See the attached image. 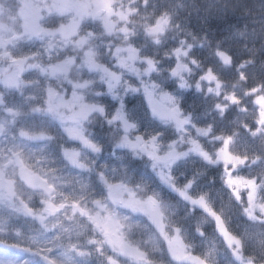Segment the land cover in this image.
I'll list each match as a JSON object with an SVG mask.
<instances>
[{"label": "trees", "instance_id": "1", "mask_svg": "<svg viewBox=\"0 0 264 264\" xmlns=\"http://www.w3.org/2000/svg\"><path fill=\"white\" fill-rule=\"evenodd\" d=\"M106 1L117 13L113 30L84 21L72 38L81 49L53 50L27 33L18 11L8 15L19 0H0V55L34 65L18 87L0 74V171L13 186L10 199L0 196V264H141L131 251L153 264H264V216L250 217L220 159L226 150L241 162L234 174L259 184L264 205V0ZM50 9L39 14L42 31L69 22ZM66 59L76 61L63 80L51 65ZM72 82L85 84L89 108L80 137L46 114L50 89ZM151 88L173 102L195 141L153 113ZM119 114L157 158H178L159 171L123 147ZM25 168L54 193L29 185ZM119 185L159 206L166 233L114 203L109 188ZM173 236L183 257L169 245Z\"/></svg>", "mask_w": 264, "mask_h": 264}, {"label": "rangeland", "instance_id": "2", "mask_svg": "<svg viewBox=\"0 0 264 264\" xmlns=\"http://www.w3.org/2000/svg\"><path fill=\"white\" fill-rule=\"evenodd\" d=\"M25 1V2H24ZM21 6L17 7L16 10L10 9L8 15H13L15 12H19V15L26 22V30L29 35H35L39 39L46 38V45L52 46L53 50L57 48H64L66 45L71 46V50L81 49L83 45L81 42L72 41L73 37L78 33L79 27L84 21H99L103 26L113 30L115 28L114 14H117L111 10L109 3L106 0H19ZM55 9L62 16L69 17V22L57 30L46 32L42 31L37 26L39 14L41 11H47ZM105 10V14L98 16V12ZM6 8L0 6V22L3 21L2 17L6 15ZM119 14V13H118ZM118 17V16H117ZM3 27L0 24V33ZM1 43V39H0ZM73 44V46L71 44ZM80 43V44H79ZM120 51V52H119ZM123 49H116L115 56H120ZM119 52V53H118ZM95 52L88 50L84 56L83 63L89 69L94 67L93 58ZM4 57V53L0 55V58ZM0 62V74L2 80L12 86L18 87L21 84V76L28 70L34 68L32 62L25 59L14 60L9 58L8 62L1 59ZM75 59H66L58 62L52 66V72L56 76H62L63 80L67 77L70 69L75 65ZM72 89L69 90L64 86L58 88H52L48 92V107L46 114L59 120L67 132L74 137H80L83 132V126L89 108L85 104V99L81 93V89L85 88V84L72 82ZM148 101L151 109L155 115L162 118L163 120H169L174 122L180 129L184 130L186 137L190 141H195L194 137H191L188 124L179 115L176 106L169 100L165 93H161L155 88H151L148 91ZM119 120L125 132V140L122 146L125 148L132 149L137 155L146 154L155 163V167L161 171L165 168L172 160L178 158L176 154L166 155L164 158H157L156 150L148 149L144 146V142L141 139H133L131 136L132 126L129 124L124 116L119 114ZM197 134H203L204 131L197 130ZM136 137V136H135ZM67 157L71 161H77L78 152L68 151ZM220 159L224 162L227 170V178L230 187L233 189L237 197L246 196L248 201V213L250 217L255 218L264 216V205L262 204L259 196V184L255 180L239 177L234 174L233 169L235 166L241 164V162L231 156L226 150L220 154ZM34 173L27 170H22L23 179L31 186H33ZM110 195L114 203L119 206L128 208L134 212H143L147 214L157 228L164 234L166 233L165 225L163 222L162 215L160 213L159 206L154 201L144 202L134 196V193L123 186H110ZM0 196L3 200L10 199L13 196V186L11 182L5 177L0 171ZM106 225H111L110 221ZM231 240V245L237 249L239 245L236 241ZM168 242L172 251L176 256L183 257L184 247L181 241L177 237H169ZM126 252V251H125ZM134 259L141 264H153L144 255H141L138 251H131ZM251 264V263H250Z\"/></svg>", "mask_w": 264, "mask_h": 264}, {"label": "water", "instance_id": "3", "mask_svg": "<svg viewBox=\"0 0 264 264\" xmlns=\"http://www.w3.org/2000/svg\"><path fill=\"white\" fill-rule=\"evenodd\" d=\"M105 10L99 11L98 16H102ZM34 186L40 191L44 192L47 196H51L54 193V188L49 184V182L39 176H35L33 179Z\"/></svg>", "mask_w": 264, "mask_h": 264}]
</instances>
